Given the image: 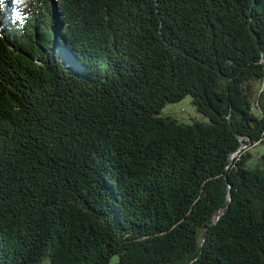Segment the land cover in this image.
I'll return each mask as SVG.
<instances>
[{"label": "trees", "instance_id": "obj_1", "mask_svg": "<svg viewBox=\"0 0 264 264\" xmlns=\"http://www.w3.org/2000/svg\"><path fill=\"white\" fill-rule=\"evenodd\" d=\"M262 143L264 0H0V264H264Z\"/></svg>", "mask_w": 264, "mask_h": 264}, {"label": "rangeland", "instance_id": "obj_2", "mask_svg": "<svg viewBox=\"0 0 264 264\" xmlns=\"http://www.w3.org/2000/svg\"><path fill=\"white\" fill-rule=\"evenodd\" d=\"M171 113L177 119L183 122H192L194 120H204L205 117L201 113H199L192 103L191 96H187L182 101L177 103H170L167 104L166 107L163 109V114ZM251 151L257 156L256 152L264 151V143L252 147ZM116 261V258L113 259V263Z\"/></svg>", "mask_w": 264, "mask_h": 264}]
</instances>
